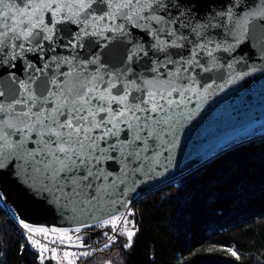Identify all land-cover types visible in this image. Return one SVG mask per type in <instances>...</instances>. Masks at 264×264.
<instances>
[{"label": "snow or ice", "instance_id": "1", "mask_svg": "<svg viewBox=\"0 0 264 264\" xmlns=\"http://www.w3.org/2000/svg\"><path fill=\"white\" fill-rule=\"evenodd\" d=\"M95 2L0 0V55L16 59L23 51L36 49L43 53L44 41L49 42V50L54 52L52 44L59 39L55 37V25L79 18ZM101 2L115 11L92 15V30L84 22L79 33L62 46L83 48L84 36L102 35L110 30L123 32V26H99V22L114 21L120 15L134 23L146 21L145 27L156 26L150 32L153 43L149 45L155 59L142 46H135L125 50L127 63L120 70L102 73L105 65L99 63V57L92 56L74 67L86 70L88 65H96L94 71L74 74L71 70L59 71L62 64L70 61L50 56L40 68L28 65L34 71L26 81H17L13 75L12 82L18 87L8 95L0 90L3 98L0 100V168L9 158L20 160L25 174L38 180L40 190L51 194L62 206L87 207L98 198V193L107 191L106 183L115 186L125 183L134 173H156L157 167L170 164L180 127L196 114L189 105L193 100L206 99L213 88V84L199 81L204 79L203 73L213 70L216 60L213 51L220 45L209 38L207 29L214 27L211 21L192 22L191 0L188 3L184 0ZM44 13H50L48 21ZM247 15L264 18V9ZM228 18L231 19L230 13ZM247 23L245 18L241 25L245 32ZM204 54L211 59H202ZM141 57L148 58L146 72L150 75L133 73L129 79L131 62ZM198 108L199 103L195 105ZM112 163L119 165V176L110 180ZM19 222L29 233L47 236L49 232L45 228H33L23 220ZM109 222L115 228V221ZM126 234L131 241L133 232ZM61 235L71 240L66 233ZM33 243L40 248L43 261L49 249L39 241ZM228 251L239 259L236 251ZM51 253L56 258V249ZM75 255L65 252L64 258ZM68 264L73 262L69 260Z\"/></svg>", "mask_w": 264, "mask_h": 264}, {"label": "water", "instance_id": "2", "mask_svg": "<svg viewBox=\"0 0 264 264\" xmlns=\"http://www.w3.org/2000/svg\"><path fill=\"white\" fill-rule=\"evenodd\" d=\"M172 2L178 3L179 0ZM184 2L188 3L189 0ZM191 5L194 8L192 22L211 21L214 27L207 29L209 38L220 47L213 51L216 58L213 70L203 73L204 79L199 81L201 84L211 83L213 88L206 99L193 100L189 105V109L195 110L196 114L180 127L179 139L171 153V163L157 167L156 173H134L125 183L115 186L106 183L107 191L98 193V198L91 205L74 207L62 206L51 194L42 192L39 181L22 170V162L9 158L0 168V204L15 218L50 232L51 229L59 230L56 234L63 243L76 242L79 239L77 234L70 236L69 240L61 236L60 230L110 220L152 190L177 180L228 149L264 134V18L247 15L264 9V0H191ZM107 11L115 9H109L101 0H96L91 8L81 12L79 18L56 24L55 37L59 39L52 44L54 52L49 50V42L44 41L43 53L36 49L23 51L18 53L16 59H11L10 55H0V90L8 95L18 87L12 82L13 75L17 81H26L34 71L28 65L40 68L50 56L70 61L67 65L62 64L59 71L71 70L74 74L92 73L96 65L90 64L86 70L74 67L92 56L99 57V63L105 65L102 73L109 69L120 70L127 63L125 50L135 46H142L155 59L149 45L153 43L150 32L156 26L145 27L146 21L134 23L120 15L114 21L99 22V26H123V32L110 30L103 31L102 35L84 36L83 48L62 46L79 33L84 22L89 23L92 30V15ZM229 13L231 19L228 18ZM44 16L48 21L50 13H44ZM245 18L248 20L246 32L241 27ZM137 23L139 26H136ZM49 26H52L51 23ZM201 58L211 59L206 54ZM147 60V57L134 58L128 78L131 79L133 73L148 77ZM197 103L199 108L195 109ZM118 169L119 165L111 164L113 177L110 180L119 176Z\"/></svg>", "mask_w": 264, "mask_h": 264}, {"label": "trees", "instance_id": "3", "mask_svg": "<svg viewBox=\"0 0 264 264\" xmlns=\"http://www.w3.org/2000/svg\"><path fill=\"white\" fill-rule=\"evenodd\" d=\"M101 236L88 231L77 241L91 245ZM64 261L63 255L47 258V264ZM0 264H38L3 204ZM76 264H264V134L140 197L125 234Z\"/></svg>", "mask_w": 264, "mask_h": 264}, {"label": "built area", "instance_id": "4", "mask_svg": "<svg viewBox=\"0 0 264 264\" xmlns=\"http://www.w3.org/2000/svg\"><path fill=\"white\" fill-rule=\"evenodd\" d=\"M131 207L126 208L124 211L116 215L110 220H106L103 222L94 223L91 225L83 226V227H76L75 228H68V229H61V233H70L68 236H72L73 234H77V236L80 238L84 233H87L88 231H102L101 236V242L91 244V245H81V244H72V243H63V241L60 240L58 235L56 233H53L52 231L48 232L47 236H45L44 233H29L26 229L23 228V225L19 222L17 218L14 217L7 209L10 217L12 218L15 225L22 231L25 239L30 241V247L35 253L36 261L38 264H47V258L51 253L52 249H56V255H63L65 252L75 253V256H69L67 258V261L61 263V264H68V261L71 260L73 264H76L77 259L79 256H85L83 253H88V255L93 254L98 251H103L107 249L105 245L112 244L116 238L120 235L125 234V223L124 221L128 220V216L131 211ZM116 217H120L119 220H116ZM109 221H115V228L113 227V224ZM33 228H42L31 225ZM79 229V231H76ZM124 233V234H121ZM62 236V235H61ZM109 237H112V240H109ZM39 241L40 244L45 245L49 251L44 253V259L41 261V250L38 246H36L33 241ZM128 245V244H127ZM126 245V246H127Z\"/></svg>", "mask_w": 264, "mask_h": 264}, {"label": "rangeland", "instance_id": "5", "mask_svg": "<svg viewBox=\"0 0 264 264\" xmlns=\"http://www.w3.org/2000/svg\"><path fill=\"white\" fill-rule=\"evenodd\" d=\"M67 236L70 235V233H66ZM80 241L73 242L72 244H79Z\"/></svg>", "mask_w": 264, "mask_h": 264}]
</instances>
